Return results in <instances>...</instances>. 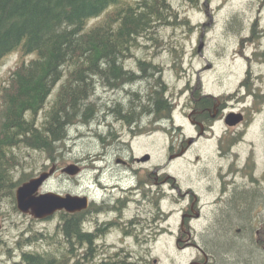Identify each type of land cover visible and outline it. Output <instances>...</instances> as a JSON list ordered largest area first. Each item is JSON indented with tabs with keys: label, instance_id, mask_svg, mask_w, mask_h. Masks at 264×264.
I'll return each instance as SVG.
<instances>
[{
	"label": "rangeland",
	"instance_id": "obj_1",
	"mask_svg": "<svg viewBox=\"0 0 264 264\" xmlns=\"http://www.w3.org/2000/svg\"><path fill=\"white\" fill-rule=\"evenodd\" d=\"M206 1L209 11L205 5ZM169 3L171 10L177 14V18L172 17V23L160 28L157 33L158 41L143 42L146 46L135 50L134 57L127 62L128 67H137L139 57L160 65L162 80L167 84L169 92L174 95L175 104H178L174 107L178 124H186L183 118L185 115L183 105L191 95V91L186 90L187 88L202 87L205 93L216 96L233 95L230 100L239 108H242V105L243 107L254 106V110L250 112L252 120L243 146L250 148L254 143L258 163L257 172L260 173L264 166V0H169ZM96 21L97 19L92 20L91 23ZM201 42L203 47L199 51ZM31 57L32 55H27L26 60ZM19 59L18 53L5 58L0 68V86L7 83L10 70L16 66ZM157 76L159 75L157 74L155 78ZM247 80L248 86H243L242 82ZM140 85L142 88L147 87L146 83L145 85L137 83L135 90L142 89ZM255 94L261 97L258 98ZM234 96L242 98L244 102L241 105L238 104ZM112 99L113 95L109 89L98 88L93 98L101 104L98 114L87 124L77 123L70 126V136L63 143L61 153L58 154L56 161L61 165L85 159L83 163L87 166L86 172L80 179L56 173L40 188V192L52 191L63 195L86 194L97 199L103 197L105 192L96 186L95 176L98 172L97 165L106 168L107 164L95 160L99 153L108 149L107 144L111 142L108 137L111 117L108 116L107 109ZM125 101L126 103L129 101L128 96ZM221 126H217V132ZM186 129L189 133L192 132L189 125ZM169 136L170 134L163 132L154 134L152 137L142 136L140 139L126 136L124 140L132 145L134 153L141 154L149 151L157 160L166 157ZM101 138L106 141L105 144H102ZM201 148L204 149L203 153L200 152ZM121 152L123 155H128L127 148ZM199 153H202L203 157L200 162L196 160V155ZM26 155H29V164L31 163L34 167L26 168L29 177L25 181L35 177V174H40L43 169L49 170L52 159L47 154L30 150ZM242 156L244 157L243 153ZM108 157L112 158L113 154H108ZM218 162L215 142L203 140L181 162L180 169L177 167L184 189L189 185L195 186L206 206L203 219L195 224L193 231L197 243L207 252L206 261L204 262V255L199 253L196 247L187 244L188 240L179 243L176 240V234L181 228V208L185 205V201L180 196L174 198V200L181 199V201L176 200L178 203L173 202L172 199L163 203L165 209H174L171 210L173 215L166 222L171 231H164L152 244L138 245L132 238L128 239L123 245L131 255L128 261L141 257L142 264H193L194 260L199 259L205 264L209 262V264H218L215 251L219 247L214 245L213 234L217 240L223 242V245L229 235L223 231V228L210 229L211 227L208 226L209 222L215 220L218 207L212 202L216 195L207 193L208 181L200 176L199 171L200 163H202L209 166L206 173L213 175V169L216 172L219 167ZM21 173L22 170L17 171L15 178L18 179ZM102 173L105 171L102 170ZM107 178V173L102 175L103 183H107ZM131 205L132 215L135 208L133 203ZM13 206L14 202L10 199L0 202V217L5 219L4 227L0 231V264H14L15 259H20L22 250L31 252L52 250L46 240L36 238L51 235L62 237L61 229H57L61 221L60 213L56 212L46 219L37 220L15 210ZM260 211L258 231L264 233L262 220L264 205L260 207ZM238 227L239 225L236 226L234 233ZM117 237L116 234L112 235L110 241H116ZM238 243V248L229 253L223 246L220 247L222 257L220 256L219 259L224 258L226 261L222 262L228 264H235L236 260L242 261L241 264H264V244L260 243L257 247L254 242L252 246L244 236ZM115 247L121 249L122 245Z\"/></svg>",
	"mask_w": 264,
	"mask_h": 264
},
{
	"label": "trees",
	"instance_id": "obj_2",
	"mask_svg": "<svg viewBox=\"0 0 264 264\" xmlns=\"http://www.w3.org/2000/svg\"><path fill=\"white\" fill-rule=\"evenodd\" d=\"M172 17L177 14L169 0H0V68L9 55H20L7 83L0 86V202L10 199L18 210L16 189L29 177L26 168L34 167L26 153L43 152L57 160L70 126L87 124L98 114L101 104L93 100L98 88L152 76L147 69L157 67L141 57L138 72L123 69L129 68L126 64L135 50L146 46L143 42L158 41L157 33L172 23ZM27 55L32 57L26 60ZM168 91L159 75L148 82L145 93L130 90L128 111L167 116L173 109L165 97ZM242 196L247 205L238 208L234 197L222 213L220 223L229 235L225 245L213 234L214 245L228 253L238 248L243 236L254 244L252 196ZM236 225L240 233H234ZM78 228L77 220L67 216L66 236L36 238L46 240L52 250L24 252L21 264H80L79 258H71L79 254ZM219 248L218 264H228L219 259ZM141 261L140 257L127 264Z\"/></svg>",
	"mask_w": 264,
	"mask_h": 264
},
{
	"label": "flooded vegetation",
	"instance_id": "obj_3",
	"mask_svg": "<svg viewBox=\"0 0 264 264\" xmlns=\"http://www.w3.org/2000/svg\"><path fill=\"white\" fill-rule=\"evenodd\" d=\"M152 64L157 69L154 70L149 67L147 71L153 77L139 78L134 83L122 81L119 86L112 84V87L109 88L113 95L107 109V114L111 117L108 133L111 142L107 144L108 149L99 153L97 160H95L107 164L106 168L97 165L98 172L95 176L96 186L105 192L103 197L97 199L86 194H77L88 196L89 206L87 208L75 212L58 211L61 214V221H59L57 229L61 228V236L62 234L66 236L67 216L75 218L78 222L79 232L76 233L75 245L79 254L71 256V258H79L80 264L83 261H91L92 264L129 263L128 260L131 255L123 247L128 239L132 238L138 245L152 244L159 239L164 231H171L166 222L173 215L171 210L174 209H165L163 203L169 202V199L178 203L177 201H181V199L174 200L176 196H180L185 201V205L181 208V228L176 234V240L178 243L188 240L187 244L196 247L199 253L204 255V262L206 261L207 252L197 243L193 234L195 224L201 221L205 215L206 206L195 186L189 185L184 189L177 171V167L180 169L181 162L203 140L215 142L219 157V167L216 172L213 169V175L206 173L209 168L208 165L200 163L199 167L200 176L208 181L207 193L216 195L212 202L218 207L216 208L215 220L209 222L208 226L211 227L210 229L213 227L223 228L224 224L220 221L223 219L222 213L229 206L230 200L238 197V208L245 206L247 204L242 195L246 192L252 196L250 225L253 241L257 247L260 243L264 244V233L258 231L261 218L260 207L264 205V166L262 171L258 173L254 143L250 148L243 146L252 120L250 112L254 110V106L243 107L242 105V108H239L230 100L233 95L216 96L212 93H205L200 87L186 89L191 91L190 99L183 105V113H185L183 118L186 120V124L177 123L174 107L178 104H175L174 95L169 91L165 95L173 107L169 115L164 117L162 115L152 116V114L140 110L131 114L128 111L129 101L127 103L125 101L130 90L145 93L146 86L142 88L140 85L142 89L135 90V85L137 83L143 85L146 83L147 85L157 74H162L160 65L154 62ZM139 69L137 63V67L127 68L124 66L123 70L138 72ZM247 82L248 80L242 82V85L248 86ZM255 96L261 97L258 94ZM236 100L240 105L244 102L242 98L237 97ZM230 113L241 114L242 120L235 125H229L227 117ZM187 125L192 128L191 133L186 129ZM218 125L222 126L217 132ZM163 132L170 134L164 159H154L149 151L136 154L131 147L132 145L124 140L126 136L140 139L142 136L152 137L154 134ZM101 140L102 144L106 143L104 139L101 138ZM124 148L128 149V155H123L121 152ZM200 152L203 153L204 149L201 148ZM202 153L196 155L198 162L203 160ZM108 154H113V157L109 158ZM84 160L76 161L75 164L79 169L76 175L63 172L62 169L69 164L61 165L56 160H52L49 169L56 166V171L52 176L59 173L80 179L87 169L86 164L83 163ZM101 169L105 173H102ZM44 170L48 169L42 171ZM106 173L108 175L107 183H103L102 175ZM37 175L39 173L35 174V176ZM131 203L135 208L132 215ZM29 216L31 215L29 214ZM262 220L264 222V217ZM0 221L2 230L5 219L0 217ZM83 234L85 236H82ZM115 234L118 235L117 240L111 242L110 237ZM19 244L21 245V243ZM90 244L92 247L88 249ZM119 245H122L121 249L115 247ZM48 246L50 245L48 244ZM85 246L86 248H84ZM24 252L27 251L22 250L20 259H15L14 264L23 263ZM42 255L34 254L33 256L42 258ZM192 263L205 264L200 259L194 260Z\"/></svg>",
	"mask_w": 264,
	"mask_h": 264
},
{
	"label": "water",
	"instance_id": "obj_4",
	"mask_svg": "<svg viewBox=\"0 0 264 264\" xmlns=\"http://www.w3.org/2000/svg\"><path fill=\"white\" fill-rule=\"evenodd\" d=\"M207 11H209L208 2H205ZM203 47V42L199 45V51ZM242 120L241 114L230 113L227 117L229 125H235ZM56 166H53L49 171H43L38 176L31 178L22 183L16 189V204L20 212L30 214L37 219H45L56 212L66 210L68 212L80 211L89 206L88 196L77 194H59L56 192H40V188L45 182L55 173ZM63 172L69 175H76L79 172L78 166L75 163L67 165L62 169ZM2 223L0 221V229Z\"/></svg>",
	"mask_w": 264,
	"mask_h": 264
},
{
	"label": "bare ground",
	"instance_id": "obj_5",
	"mask_svg": "<svg viewBox=\"0 0 264 264\" xmlns=\"http://www.w3.org/2000/svg\"><path fill=\"white\" fill-rule=\"evenodd\" d=\"M107 89H109V88H107Z\"/></svg>",
	"mask_w": 264,
	"mask_h": 264
}]
</instances>
